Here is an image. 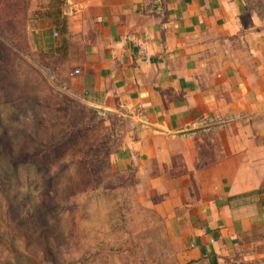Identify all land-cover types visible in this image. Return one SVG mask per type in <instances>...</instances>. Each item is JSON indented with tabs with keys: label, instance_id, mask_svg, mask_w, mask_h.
Wrapping results in <instances>:
<instances>
[{
	"label": "crops",
	"instance_id": "0c3cea01",
	"mask_svg": "<svg viewBox=\"0 0 264 264\" xmlns=\"http://www.w3.org/2000/svg\"><path fill=\"white\" fill-rule=\"evenodd\" d=\"M59 2L50 69L123 125L113 162L175 263L264 264V0Z\"/></svg>",
	"mask_w": 264,
	"mask_h": 264
},
{
	"label": "rangeland",
	"instance_id": "374dc122",
	"mask_svg": "<svg viewBox=\"0 0 264 264\" xmlns=\"http://www.w3.org/2000/svg\"><path fill=\"white\" fill-rule=\"evenodd\" d=\"M59 3L0 0V264H176L161 216L113 162L123 125L50 69L36 28Z\"/></svg>",
	"mask_w": 264,
	"mask_h": 264
},
{
	"label": "built area",
	"instance_id": "2783aa9c",
	"mask_svg": "<svg viewBox=\"0 0 264 264\" xmlns=\"http://www.w3.org/2000/svg\"><path fill=\"white\" fill-rule=\"evenodd\" d=\"M201 122L203 125H212L217 123V119L212 117H206Z\"/></svg>",
	"mask_w": 264,
	"mask_h": 264
}]
</instances>
